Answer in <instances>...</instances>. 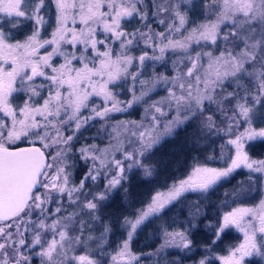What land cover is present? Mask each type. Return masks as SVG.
<instances>
[{
    "label": "snow or ice",
    "instance_id": "obj_1",
    "mask_svg": "<svg viewBox=\"0 0 264 264\" xmlns=\"http://www.w3.org/2000/svg\"><path fill=\"white\" fill-rule=\"evenodd\" d=\"M52 2L55 28L50 38L45 39L41 31L47 23L44 18L46 0H0V221L5 222L0 227V264H31L33 254L41 258V264L45 261L56 264L57 260L60 264H95L89 256L74 254L76 247L82 244L83 223L78 227L80 234L69 237L67 230L72 214H68L62 223L60 217L50 210V205L56 202L54 195L65 193L68 176L58 163L63 158L62 151L67 150H57L56 155H52L49 149L53 145L67 144L73 138L61 137L53 121L65 128L74 123L78 130L82 122L93 117L110 119L112 110H122L113 98V88L120 87L122 81L133 84L130 90L132 99L126 108H131L134 103L147 102L144 97L157 85L169 91V97L178 106L176 110L183 119H173L162 125L166 134L199 116H205L200 124L201 130L212 134L219 126L212 118L214 114L207 112L205 102L212 103L214 93L222 95L221 86L229 79L255 75L256 80L243 95L238 96L235 91L228 93L217 105L228 134L235 136L228 141L235 146V158L229 157L230 164L224 169L196 168L194 174L182 181L166 199H154L147 211L138 213L139 218L134 223L127 222L131 229L129 239L150 216L161 214L166 204L186 192L214 191L216 185L229 181L237 169L246 167L252 173H260V179L264 180V160L252 161L243 150L247 141L264 138V127L257 131L252 126L257 109H264V60L258 73L248 72L246 68V65L254 67V61L264 57V0H259V4L257 0H215L214 19L193 28L187 35L181 32L186 20L182 13L183 4L178 0H161L154 5L153 16L167 13L170 17L168 24L159 21L164 24L167 34L152 32L149 14L140 7L143 0ZM133 17L145 31L128 30L127 24ZM25 21L32 24L31 34L23 42H12V33L22 28ZM173 33H180V38L173 39ZM137 36L152 55L149 51H142L138 57L129 55L139 44ZM201 41L217 46L218 42L235 44L237 50L225 47L218 55L211 51H197L194 55L188 52L194 43L200 45ZM177 50L188 56L183 76L178 73L176 80L169 81L163 74L153 73L148 91H141L137 96L134 85L145 84L142 77L146 63L163 61L166 53L175 54ZM56 57L62 62L54 64ZM134 61L136 70L130 72ZM174 87L179 88V96L172 91ZM20 92L25 94L24 102L14 107V93ZM94 97L103 98L102 106H95ZM107 102H111V107ZM224 102L233 105L227 112H223ZM152 108L156 113L164 114L161 107L152 105ZM82 110H88L91 115L82 116ZM38 116L40 120H37ZM151 119L152 129L140 133V149L123 154L129 170L133 165L143 167L140 158L160 139L158 133L153 134L158 118L152 116ZM241 124L248 125L244 132H231L233 126L238 128ZM50 129L55 132L51 133ZM27 139H31L29 147L18 146V142ZM85 151L81 149V154ZM113 164L117 172L106 185L107 190H114L125 179L122 161L113 160ZM145 175H151V172L145 169ZM88 179L95 180L91 171L82 179L80 188L67 190L73 204L76 203L72 200L73 192L80 191ZM249 183H253L251 177ZM242 194L237 192L238 196ZM105 198L104 195L93 196L84 207L95 211L97 202ZM60 212L61 208L57 207L55 213ZM45 221L50 222L46 224ZM233 226L244 232V242L220 258L223 264H251L246 258H264V200L258 210L239 208L225 214L215 225L216 240ZM25 232L29 235L25 236ZM257 232L260 233L259 240ZM165 236L161 250L165 247L191 250L192 241L186 231L165 232ZM127 247L125 243L121 255ZM199 264H206V261L201 260Z\"/></svg>",
    "mask_w": 264,
    "mask_h": 264
},
{
    "label": "trees",
    "instance_id": "obj_2",
    "mask_svg": "<svg viewBox=\"0 0 264 264\" xmlns=\"http://www.w3.org/2000/svg\"><path fill=\"white\" fill-rule=\"evenodd\" d=\"M178 2L183 4L182 13L185 15L186 20L184 29H187V32L181 29L184 35L191 32L193 28L207 24L214 19L215 9L213 8V3L215 0H178ZM159 3H161V0H143V4L140 7L142 11L149 14L152 32H165L167 34L164 24H160L159 21L163 20L165 24H168L170 21L168 14L152 15L156 11L154 5ZM257 4H259V0H257ZM50 14L51 10L47 8V12L44 14L45 20L49 18ZM54 28L55 22L49 21L44 26L41 36L45 39L50 38V34ZM127 28L129 31H135L136 29L145 31L141 24L137 23L135 17L127 24ZM17 35L20 37L21 32H16L15 37ZM19 37H16V39ZM172 38H180V33H173ZM136 41H139V44L138 46H134L129 52L131 56L138 57L142 51H149V55H152L151 50L145 47L144 41L139 36L136 37ZM225 47L237 50L235 44L224 45L218 42L217 46L201 41L200 45L194 43L188 49V52L194 55L197 51L201 53L211 51L213 55H218L219 51H222ZM117 52L118 49L114 51V55ZM262 60H264V57H258L254 61V67L246 65L248 72L258 73L261 70L260 65ZM187 63L188 56L179 50L175 54L172 52L166 53L163 61H148L142 77L145 84L136 83L134 85L137 89L135 94L139 96L141 91H148L150 87L148 82L152 79L153 73L156 75L163 74L169 81L176 80L178 73L183 76ZM135 70L136 65L134 61L132 67H130V72H135ZM255 83V75L238 76L237 78L229 79L221 86L223 89L222 95L214 93V101L212 103L205 102L207 112L214 114L212 118L219 126L218 130L212 134H208L206 130H201L200 128L201 121L205 119V116H199L195 120L174 128L170 134H166L162 125L169 124L173 119H183L176 110L178 106L169 97V91L164 86L157 85L151 91H148V94L144 97V100L147 102L141 101L140 103H134L131 108H126L127 102L132 99L130 90L133 88V84L131 82H126V86L129 88L127 91L122 89L123 83L120 87L113 88L114 96L116 95L115 98L120 102L119 104L123 110H125L123 113H118V116L112 120L114 121V125L118 120L123 123L119 124L118 127L115 125V129L107 130L105 125L103 130L96 132L98 136H94L93 133L96 127L103 126V120L99 122L95 120L96 122L89 123L86 126L84 123H81L78 130L74 123L68 128L60 125L59 131L61 133L64 131L69 136L75 133L77 136L75 145H71V149H79L80 152L84 147H88L89 145L92 147L94 145V148L91 149L96 153L97 157L93 159V162L101 161L100 155L102 154L100 152L104 148L103 150L107 154H103L102 157L106 161L103 165L105 164L106 166L110 165L112 154L115 155L118 152L119 148L118 146H114V143L119 138L122 139L120 135L122 136L123 128L127 129V142L129 145L137 141L135 137L141 139L140 133L142 131L152 129L150 124L152 122L151 118L152 116H156L158 118V126L155 128L153 134L158 133L160 136L158 143L147 150L144 156L140 158V164L149 167L151 175H145V170L135 165L129 170L128 162H125V179L114 190H107L106 185H103L113 174L112 169L106 167L105 170L99 163H97L99 164L98 167L95 164L96 167L92 168V163L90 162V165L87 163L89 158L84 159L76 151L72 150L74 153L69 156L68 167L70 185H77L80 188L82 179H84L89 171L95 176V180H85L83 188L78 192H73L72 200L76 201L75 204L69 200L67 194L54 197L56 202L51 204L52 211L60 207L61 212L57 213L58 216L62 215L66 217L68 214H72L71 223L68 227L70 237L73 234H80L78 227L83 223L82 243H84L86 237V239L89 237L94 239L92 242L88 241L89 247H93L94 243L96 248L98 247L97 250L105 254L104 258L107 261L115 249L126 240L127 233L130 230L127 222L135 220L138 213L149 203L155 193L171 186L173 187L185 179L196 166L211 168L226 167L230 161L229 157L232 155L231 145L228 141L234 135L228 134L223 114L217 111V105L224 100V97L228 93L235 91L238 96L243 95ZM202 87L203 85H201ZM172 91L176 96L181 94L178 87L172 88ZM152 105L161 107L164 114L156 113ZM232 106V104L224 102L223 112H227ZM180 111H183V109L180 108ZM253 121L256 123H254L255 127L264 126V109H258L256 118ZM231 132H237L236 126L232 127ZM113 135L114 138H112ZM109 148L111 150L114 149L111 154H109ZM246 152L251 157H264V140L250 141L246 145ZM250 177L253 180L251 184L249 183ZM257 178L259 179L251 171L237 170L231 174L229 181L216 185L214 191L209 190L206 193L188 194L178 199L155 219L143 224L137 233H135L131 242V248L133 252L139 253L141 256L133 264H197L201 260H205L206 264H219L216 255L226 253L233 248L238 242V234L234 233L231 229H227L220 239L216 240L214 235L215 225L220 222L222 213L227 210L226 208L232 204L226 203L236 197L237 192L243 193L239 195L241 199L248 197V200L250 196H256H253V194H256L259 188ZM100 195H104L106 198L97 202V210L86 212V210L80 209L81 211H79L78 216L73 217L74 212L78 211L76 209L77 203L81 204L80 206L82 207V199L87 198L91 200L93 196ZM240 203L248 204L249 202L241 201ZM4 223L0 221V224ZM193 224L195 227H193ZM182 231H186L188 238L192 241L191 250L185 249L180 251L170 248H163L161 250V245L165 239V232ZM77 247L81 246L78 245ZM159 247L160 249L156 252V249ZM95 249H92L91 253L97 258L101 253H99L100 251L95 252ZM250 261L251 264H264V261L257 257H253Z\"/></svg>",
    "mask_w": 264,
    "mask_h": 264
},
{
    "label": "rangeland",
    "instance_id": "obj_3",
    "mask_svg": "<svg viewBox=\"0 0 264 264\" xmlns=\"http://www.w3.org/2000/svg\"><path fill=\"white\" fill-rule=\"evenodd\" d=\"M46 8H48V9H50L51 10V14H50V16H49V18L48 19H46V21H47V23L45 24V25H47L48 23H49V21H54L55 22V19L53 20V18H55V12H54V6H53V2H52V0H46ZM51 19V20H50ZM26 24H28V25H26ZM23 25H25L24 27H22L21 29H18V30H15L12 34H14V35H12L13 36V41L12 42H16V41H19V42H23L24 40H25V38L29 35V34H31V32H32V24H31V22H28V21H25L24 23H23ZM44 25V26H45ZM44 26H43V29H44ZM5 28H7V26L5 25ZM23 28H26V29H23ZM43 29H42V31H41V34L43 33ZM16 32H21V36L19 37V35H17L16 37H19L18 39H16V37H15V34H16ZM44 50L42 49L41 50V52H43ZM129 55H131V54H129ZM59 62H62L61 61V58L60 57H56V58H54V60H53V63L54 64H58ZM129 71H130V69H129ZM182 77V76H181ZM123 83V87H122V89L123 90H125V91H127V90H129V88H128V86H126V82H124V81H122L121 82V84ZM111 87V86H110ZM117 89V88H116ZM116 96V95H115ZM115 96H113V98H114V100L115 101H117V107L118 108H120V109H122L121 111H116V110H112L110 113H109V116L110 117H112V118H108V117H105V118H103V119H101L100 117H93V118H91V119H88L87 120V122L86 123H84V122H82V123H84V125L86 126V125H88L89 123H94V122H96L95 120H97V122H99L100 120H103L104 122L102 123V127H100V126H98V127H96V129H95V131H94V133H93V135L94 136H98L97 135V131L98 130H103V127L106 125V129L108 130H112V128H114V126L116 125L117 127H118V125L119 124H123L121 121H119L118 120V122L117 123H115V125H114V121H112L113 119H114V117H116V116H118V113H120V112H122L123 113V111H125V110H123V108H122V106H120V102L115 98ZM24 98H25V94L23 93V92H20V93H14V97H13V106L15 107L16 105H18V104H20V105H22L23 104V102H24ZM102 100H103V98L102 97H94L93 98V101H94V104H95V106H97V107H100V106H102V104H101V102H102ZM108 103V106L109 107H111V102H107ZM167 113V112H166ZM257 113H258V109H257ZM81 115L82 116H84V117H88V116H90L91 115V113L88 111V110H82V113H81ZM51 119V118H50ZM37 120H40V117L38 116L37 117ZM53 123L55 124V128L56 129H59V127H60V123H58V122H56V121H53ZM255 122L253 121L252 122V126L258 131L260 128H262V127H264V126H261V127H255V124H254ZM151 124V128H152V122L150 123ZM93 127V126H92ZM248 127V125H246V124H241L238 128L236 127V131L237 132H244L245 131V129ZM115 129V128H114ZM51 133H54L55 132V129H50L49 130ZM60 132V131H59ZM116 135V134H115ZM60 136L61 137H63V138H67L69 135H67L64 131L61 133L60 132ZM70 136H72L73 138H72V140L71 141H68V143L67 144H59V145H53L50 149H49V151L52 153V155H56V152H57V150H67L66 152H64V151H62V159L61 160H59L58 161V163H60V165L61 166H63L64 167V170H65V173L67 174V176H68V184L66 185V190H65V193H62V194H67V190L68 189H70V188H73V187H75V188H78L77 187V185H75V186H71L70 185V183H69V175H70V173L68 172V167H69V156L70 155H72L74 152H72V150H74V151H76L77 152V154H79V155H81L84 159L85 158H89L88 159V164L90 165V162L92 163L91 164V166H92V168L93 167H96L95 166V164H97V163H99L101 166H102V168H104L105 170H106V167H108V169L110 168V169H112L113 170V174L111 175V177L109 178V180L110 179H112V177H113V175L117 172V169L115 168V165L113 164V160H121L122 161V164H123V167H124V172H125V162H128V161H125V160H123V154H124V152H126V151H132V150H139L140 149V143H139V141H140V138H136L135 137V140H137L136 142H132L131 144H129L128 145V142H127V140H128V135H127V129L125 128H123V133H122V136L120 135V137L122 138V139H118V140H116L115 141V143H114V146H118V152L117 153H115V155L114 154H112V159H111V161H110V165H103L102 164V162L104 163V162H106L104 159H103V154H107L103 149L101 150V152H100V154H102V155H100V157H101V161L99 160V161H94V162H96V163H94L93 162V157H97V155H96V153L95 152H93L92 151V149L94 148V145L92 146V147H90V145L88 146V147H84L83 149H85L86 151H85V153L82 155L81 154V151L79 152V149L78 150H76V149H71L72 147H71V145L72 146H74L75 145V142H76V140H77V136H76V134L74 133V134H72V135H70ZM112 138H114V135L112 136ZM235 138V136H233L231 139H234ZM259 139H263L264 140V138H256V139H254V140H259ZM254 140H250V141H254ZM250 141H247L246 143H244V146H243V150L246 152V145L250 142ZM74 144V145H73ZM31 145V139H27V140H21L20 142H18V146L19 147H26V146H30ZM231 145V144H230ZM231 147V151H232V155H231V158H235V146L234 145H231L230 146ZM92 148V149H91ZM105 149H107V147H105ZM114 150V149H113ZM113 150H111L110 148H109V154H111L112 153V151ZM47 153V152H46ZM247 153V152H246ZM47 155H48V153H47ZM247 155L249 156V159L250 160H252V161H261V160H264V157H261V158H255V157H251L248 153H247ZM99 159V158H98ZM99 164H97V167H98V165ZM229 164H230V161H229ZM228 164V165H229ZM227 165V166H228ZM112 166V167H111ZM136 166V165H135ZM226 166V167H227ZM140 169H147V170H150V168L149 167H145L144 165H143V167H139ZM196 168H211V167H204V166H196V167H194L192 170H191V172L189 173V175L185 178V179H183L182 181H186L187 179H188V177L189 176H192L193 174H194V172H195V169ZM225 167H223V168H215V169H224ZM100 170H102L101 168H99ZM237 170H239V171H244V170H246V171H251L250 169H248V168H246V167H242V168H240V169H237ZM237 170H235V171H237ZM234 171V172H235ZM233 172V173H234ZM252 172V171H251ZM232 173V174H233ZM254 174H256L258 177H259V179L257 178V180H258V190L256 191V194H253V196L254 195H256V196H254V197H252V196H250V199H248L247 200V198L248 197H245L246 199H241L240 198V196H238V195H236V197H234L232 200H230L228 203H226V204H231V205H233V206H231V205H229L226 209V211L225 212H223L222 213V216H221V218H220V222L222 221V217L225 215V214H227L228 212H230V211H233V210H235V209H239V208H246V209H254V210H258L259 209V206H260V202H261V200H264V180H261L260 179V176H261V174L260 173H254ZM123 176H124V173H123ZM109 180H107V181H105L104 183H103V185L105 186V185H107L108 184V182H109ZM182 181H180L179 183H177L176 185H174L173 187L171 186V187H169V188H167V189H165V190H162V191H159V192H157V193H155L154 195H153V197L151 198V200L149 201V203L142 209V211L141 212H143V211H147V209H148V207H149V205L152 203V201L154 200V199H156V200H164V199H166L167 197H168V195H169V193L170 192H172V191H174L177 187H179L180 186V184H181V182ZM57 183L59 184V181H57ZM252 193V192H251ZM188 194H200V192H186V193H184V194H182L180 197H178L177 199H175V200H173L171 203H168V204H166V206H165V208H164V210L163 211H165L167 208H169V207H171L173 204H174V202H176L178 199H180L181 197H183V196H186V195H188ZM59 195H61V194H59ZM59 195H54V197L55 196H59ZM238 200L241 202V201H246V202H249L248 204H245V203H238ZM89 200L87 199V198H85V199H82L81 200V202H82V207L79 205V203H77V205H76V209L78 210L77 212H74V215H73V217L75 218V217H77L78 216V213H79V211H81L82 209L83 210H86V212L87 211H89L88 209H86L85 207H84V205L88 202ZM53 208H52V205H50V210H52ZM81 209V210H80ZM53 212H54V214L55 215H57V213H55V210H53ZM140 212V213H141ZM160 215V214H159ZM58 216V215H57ZM158 215L157 214H153L152 216H150L146 221H144L140 226H138L137 227V229L133 232V234H132V237H131V239H129V236H128V233H127V237H126V240L124 241V242H122L116 249H115V251L110 255V257H109V259L107 260V261H105V258H104V256H105V254H102L101 253V251L100 250H97V248H96V246L94 245V243H93V247H89V244H88V241L90 242H92V240H94V239H86L85 238V240H84V243H82L80 246L81 247H76V249H75V255H86V256H89V258L90 259H92L94 262H95V264H133L134 262H136L137 260H138V258L141 256V254H139V253H136V252H133V250H132V248H131V242L133 241V236H135V233H137V231H138V229L143 225V224H145L146 222H148L149 220H152V219H155L156 217H157ZM60 217V219H61V222L63 223V222H65V216H62V215H60L59 216ZM67 217V216H66ZM139 217L137 216L136 218H135V220L136 219H138ZM246 219H247V217H246ZM135 220L132 222V223H134L135 222ZM50 221H45V223L47 224V223H49ZM70 223H71V221H70ZM256 224H257V227L259 226V222L258 221H256ZM4 224H0V227H2ZM228 229H231V230H233V232L234 233H236V234H238V242L236 243V245L235 246H238L239 244H241V243H243L244 242V232H242L240 229H238V228H236V227H230V228H228ZM21 231H23V226L21 227ZM129 231H131V229L129 230ZM24 235L25 236H28L29 235V233L28 232H25L24 233ZM67 235L70 237V235H69V231L67 230ZM259 237H260V233H258L257 232V239L259 240ZM165 239H166V236H165ZM165 239H164V241H165ZM100 240H102V238H100ZM0 242H2V240H0ZM125 243H127V245H128V247H127V251L126 252H124V254L123 255H121L120 253L122 252V251H124V244ZM164 243V242H163ZM96 248V249H95ZM165 248H170V249H177V250H180V251H182V250H185V248H181V247H165ZM94 250L95 249V252H99V253H101L100 255H96L97 256V258L95 257V256H93L92 255V253H91V250ZM160 249V247L158 248V249H156V252L158 251ZM232 249V248H231ZM230 249V250H231ZM229 250V251H230ZM229 251H227L226 253H222V254H218V255H216V257L218 258V261H219V264H223V261L220 259L221 257H223V256H226V255H228V253H229ZM98 253V254H99ZM113 257H115V259H113ZM255 257H257V258H259V259H261L262 261H264V258H262V257H259V256H254V258ZM253 257H250V258H246V260H250V259H252ZM31 264H41V258L39 257V256H35V254H33V257L31 258ZM44 264H48V262L47 261H45L44 262ZM56 264H60V261L59 260H57V262H56ZM197 264H199V262H197Z\"/></svg>",
    "mask_w": 264,
    "mask_h": 264
},
{
    "label": "water",
    "instance_id": "obj_4",
    "mask_svg": "<svg viewBox=\"0 0 264 264\" xmlns=\"http://www.w3.org/2000/svg\"><path fill=\"white\" fill-rule=\"evenodd\" d=\"M26 147H29V146H26ZM47 156V155H46Z\"/></svg>",
    "mask_w": 264,
    "mask_h": 264
}]
</instances>
